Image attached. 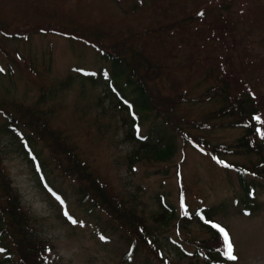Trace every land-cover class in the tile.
Returning <instances> with one entry per match:
<instances>
[{
  "label": "rangeland",
  "instance_id": "obj_1",
  "mask_svg": "<svg viewBox=\"0 0 264 264\" xmlns=\"http://www.w3.org/2000/svg\"><path fill=\"white\" fill-rule=\"evenodd\" d=\"M186 1L0 0V13L4 15H0V102L5 106L15 104L14 108L20 111L28 107L38 108V111L52 108L54 114L49 119L53 127H59L74 140L91 167L101 173L111 188L156 230L162 253L173 262H188V255L194 250L188 245L191 237L206 239L210 236L205 227L193 220L177 222L178 217L204 207L211 208L210 218L224 227L233 243L237 260L228 264H264V194L257 199L261 203L260 211L250 216L236 212L232 203L242 194L234 170L235 163L245 164L250 158L254 159L238 148L237 139L243 134V129L225 124L230 121L228 117L211 120L213 127L209 130H196L184 125L181 129L184 139H187L184 134L187 131L191 137L209 141V145H220L224 151L214 158L210 152L201 149L203 146H192L194 139L184 141L178 136L173 155L158 160L152 151L146 152L143 148L142 144L152 141L146 135V124L137 129L138 140L127 138L131 129L128 116L118 110L109 96L104 95L103 87L91 85L78 76L79 68L96 69L97 66L93 48L81 40L70 38L71 33L79 30V26H75L79 20L85 18L97 23L100 36L96 38L111 45L123 41L114 40L128 36L131 31L140 35L142 31L160 27L175 14L177 16ZM224 2L232 4L235 29L231 30V35L236 42L233 51L224 41L221 46L223 39L230 38V30L222 39L215 34L214 40H206L201 46V55L196 53L195 47L169 53L170 45L156 47L147 36L146 55L152 59L167 55L164 62L173 69V80L168 81L159 71L157 78L149 84L167 97H173L181 88L184 89L182 95L185 94L189 100L175 108L180 116L188 119L215 115L213 113L220 105L217 98H207L212 92L206 90L214 80L204 67L197 64L200 60L210 61L213 55L227 60V70L233 64L234 73L236 70L240 74L236 75L240 86H250L253 98L256 97L254 100L264 106V0ZM204 5L209 14L198 20L203 29L208 24L220 27L222 17L217 23L218 10L213 3ZM41 7L46 12L39 16L36 8ZM56 13L59 17L55 16ZM67 19L74 21L70 23ZM7 22L14 23L9 26ZM5 33L22 36L15 39ZM19 33H26V36ZM164 39L168 44L169 37ZM131 42L134 41L122 42L121 50L127 57L142 49L140 42L136 41L133 50L126 52L131 48L128 47ZM220 46L223 49L220 50ZM219 51L224 57L219 55ZM188 62L191 63L188 65ZM157 64L160 65L159 62ZM143 71L146 74L151 67L143 68ZM67 79V87L62 88L60 83ZM174 86L178 87L177 91H174ZM182 95L180 101L183 100ZM41 96L44 98L39 101ZM261 112L263 118L264 110ZM2 119L0 115V125ZM0 154L13 189L18 191L23 207L34 219L33 227L39 236L53 245L49 252H45L52 256L53 264H121V255L127 248L121 230L106 224L102 213L87 215L75 203L72 189L65 180L62 182L50 174L45 175L43 184L38 176H34L30 164L11 137L1 132ZM56 191L61 193L58 199L54 197ZM180 191L182 196H179ZM159 197H162L161 201ZM181 199L186 210L180 204ZM160 202L175 209L174 217L166 223L157 220L161 213ZM223 204L226 207L219 209ZM65 212L70 218L65 216ZM137 257L141 260L135 257L124 264H159L140 253ZM0 259H3L1 254ZM13 260H16L14 256Z\"/></svg>",
  "mask_w": 264,
  "mask_h": 264
},
{
  "label": "trees",
  "instance_id": "obj_2",
  "mask_svg": "<svg viewBox=\"0 0 264 264\" xmlns=\"http://www.w3.org/2000/svg\"><path fill=\"white\" fill-rule=\"evenodd\" d=\"M224 1L188 0L179 9L177 16L175 14V17L162 23L160 27L147 29L140 35L136 31H131L128 36L115 39V42L121 39L127 42L134 41L129 44L128 47L131 46V48L126 50L128 53L133 50L132 47L136 41L140 42L142 49L135 50L132 57H127L125 51L122 52L123 41L107 45L101 41L103 39L98 40L96 37L100 36L97 32L99 26L85 18L75 25L79 26V30L74 31L75 34L71 33L70 38L81 40L91 46L95 60L97 59L96 69L79 68V79L91 85L103 87L104 95L109 96L118 110L128 116L131 129L127 138L135 140L137 129L146 124V135L152 141L142 145L146 152L152 151L156 159L165 160L173 155L178 136L184 141L194 139L192 146L196 148L203 146L201 149L210 152L214 158L224 151L220 145H209V141L193 138L187 131L184 132L187 139H184L183 131H181L184 125H190L196 130H209L213 127L211 120L228 117L230 121L225 124L242 128L243 134L237 139L238 148L242 149V153L251 154L250 157L253 156L254 159L250 158L245 164L235 163L234 170L242 194L240 198H234L232 203L236 212L248 216L255 211H260L261 203L257 199L259 195L264 194V117L260 116L264 106L254 100L256 97L253 98L251 87L240 86V81L236 79V75H240L239 72L235 70L234 73L233 64L229 65L227 70L226 59L213 55L210 61H198L197 64L204 67L210 74L209 77L214 80V83L206 90V92L210 90L212 92L207 98H217L220 105L214 111L215 115L209 114L201 119H188L183 115L180 116L175 108L179 103L189 100L184 97L185 94L182 95L184 89L181 88L173 97H167L156 92L149 84L157 78L156 73L159 71L165 74L168 81L173 80V69L164 62L167 55L165 58L158 55L154 59L146 55L147 36H150V40L156 47L170 45L169 53L173 50L184 52L187 47H195L196 53L201 55V46H204L206 40H214L215 34L222 39V36H225L224 33L230 30V38L223 39L221 46L224 45V41L232 51L235 49V37L231 35V30L235 29L231 13L232 4ZM206 2L209 6L213 3V7L218 10L216 12L218 18H215L217 23L222 17L220 27L208 24V27L203 29V24L198 21L209 14L204 5ZM202 5L206 8L205 11ZM36 10L39 16L46 12L42 7ZM0 15L4 16L3 12ZM55 16L59 17L57 13ZM67 21L72 23L74 20L67 19ZM7 23L10 26L14 22ZM64 33L67 36V32ZM5 34L15 39L22 36ZM19 34L26 36V33ZM174 35H177V38H173ZM165 36L170 39L168 44L164 39ZM201 39L204 40L201 41ZM221 46L220 50L223 49ZM219 52L221 53L219 55L224 57V54ZM194 59L198 60L199 57ZM190 63L188 62V65ZM149 67L151 71L144 74L143 68ZM68 82L69 79L60 83L61 87H67ZM173 89L177 91L178 87L174 86ZM180 95L183 98L181 101ZM41 98L39 101H42L44 97L41 96ZM9 105L5 106L0 102V115L3 118L0 132L11 137L19 147L35 177L42 179L43 175L54 174L62 182L65 180L72 189L75 203L87 215H92L94 212L102 213L106 217V224L122 231L127 248L121 255V264L131 262L135 257L141 260L137 257V253L146 258H153L159 264H226L228 262L224 255L222 239L218 231L208 222L212 214L211 208L189 211L178 218V221L197 222L206 228L210 236L206 239L191 237L188 245L193 246L194 250L193 254L188 255V262H173L168 255L162 254L157 243L156 230L128 204L122 195L120 196L111 188L101 173L91 167L79 145L62 129L53 127L49 119L54 114L52 108L38 111V108L28 107L20 111L14 108L15 104L9 103ZM46 152L48 155H45ZM182 195L183 192L180 191L179 196ZM159 200L161 201L162 197H159ZM180 204L186 210L183 200ZM160 206L161 213L158 214L157 220L166 223L174 217L175 209L164 202H160ZM223 207L226 206L220 205L219 209ZM33 220L28 210L23 207L18 191L13 189L0 154V252L4 258L0 264L51 263V256L46 255L45 252H49L52 245L38 235L32 225ZM13 256L16 260H13Z\"/></svg>",
  "mask_w": 264,
  "mask_h": 264
},
{
  "label": "snow or ice",
  "instance_id": "obj_3",
  "mask_svg": "<svg viewBox=\"0 0 264 264\" xmlns=\"http://www.w3.org/2000/svg\"><path fill=\"white\" fill-rule=\"evenodd\" d=\"M65 214L67 215V213ZM73 223H77V221L73 220ZM220 232L223 234L224 249H225L224 255L227 257L228 260L236 261L237 256L234 254V247H233V243L229 238V234L223 228H220Z\"/></svg>",
  "mask_w": 264,
  "mask_h": 264
}]
</instances>
